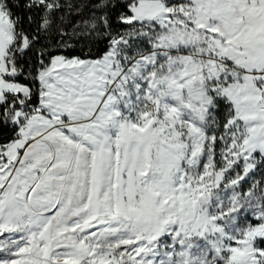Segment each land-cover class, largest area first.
I'll list each match as a JSON object with an SVG mask.
<instances>
[{
    "label": "snow or ice",
    "instance_id": "1",
    "mask_svg": "<svg viewBox=\"0 0 264 264\" xmlns=\"http://www.w3.org/2000/svg\"><path fill=\"white\" fill-rule=\"evenodd\" d=\"M0 264H264V0H0Z\"/></svg>",
    "mask_w": 264,
    "mask_h": 264
}]
</instances>
